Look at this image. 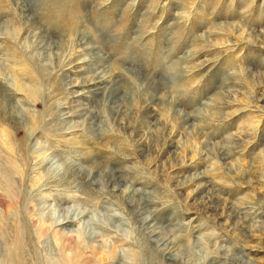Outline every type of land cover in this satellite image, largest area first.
Wrapping results in <instances>:
<instances>
[{
  "label": "rangeland",
  "instance_id": "1",
  "mask_svg": "<svg viewBox=\"0 0 264 264\" xmlns=\"http://www.w3.org/2000/svg\"><path fill=\"white\" fill-rule=\"evenodd\" d=\"M260 98L264 0H0V264H264Z\"/></svg>",
  "mask_w": 264,
  "mask_h": 264
},
{
  "label": "bare ground",
  "instance_id": "2",
  "mask_svg": "<svg viewBox=\"0 0 264 264\" xmlns=\"http://www.w3.org/2000/svg\"><path fill=\"white\" fill-rule=\"evenodd\" d=\"M98 78V77H97ZM100 83V82H99ZM264 98H260V100H263ZM223 100V99H222ZM218 101V100H217ZM221 103V102H220ZM220 105V104H219ZM256 109H257V111H260L259 109H260V107L259 108H257V107H255ZM263 114H264V111L262 112ZM223 157H225V160H227L228 158H229V155L227 154V153H225L224 154V156ZM264 158V157H263ZM262 177H264V174H263V176ZM114 179H115V176H114ZM196 180H198V178H195ZM116 180V179H115ZM110 181H112V182H115L114 180H113V178L112 179H110ZM259 182H263L264 183V180L263 181H259ZM200 187V186H199ZM202 190L204 189V186L202 185ZM125 192V191H124ZM198 192V191H197ZM200 192V191H199ZM201 195V194H200ZM133 196V195H132ZM199 196V195H198ZM207 196V195H206ZM216 197V196H215ZM214 196H212V195H210V196H208V197H206V200L205 201H202L203 203H201L200 205H201V209H202V211L204 212V213H211V215L212 216H214V217H219L220 218V216H222V215H220V213L218 214V212H217V207H216V205L214 204V198H215ZM133 198V197H132ZM130 202V201H129ZM128 202V203H129ZM132 202V201H131ZM264 202V201H263ZM262 201H261V203H263ZM130 205L128 206L129 207V209L131 208L132 210H134L135 211V213L134 214H136V215H138V216H141V215H143V210H142V208L140 207V206H138V205H140L138 202H137V207L136 206H133V204L131 205V203H129ZM249 204V203H248ZM248 204L247 205H245V204H243L242 205V209L243 210H251V208L248 206ZM261 205V204H260ZM263 207H264V203H263ZM262 207V209H261V214L260 215H257L255 218L256 219H259L257 222H259L260 221V223L261 224H263V227H264V208ZM126 208V207H125ZM128 210V209H127ZM130 211V210H129ZM130 214V213H129ZM246 214V213H245ZM249 214V213H248ZM252 214H254V213H252ZM145 215V214H144ZM136 218V217H135ZM137 219V218H136ZM141 219V218H140ZM67 220V219H66ZM143 223H141V225H142V227H145V230L146 229H149V230H146V231H148L149 232V237H150V239L152 240H150L151 241V243H153L154 244V246H155V248L158 250V252L161 254V256L162 257H166V259L165 260H163V262H165V263H167V264H176V263H178V261L180 260V258H182V256L184 255L183 253H185V252H183L182 253V250L181 251H178L179 249H180V244H177V243H175V242H169L168 241V239H167V233H164L165 231L163 230L164 228H155V227H153V226H150L151 225V223H152V218H150L149 216H147V219H143V220H141ZM256 224V223H255ZM258 224V223H257ZM262 226V225H261ZM260 226V227H261ZM252 228V227H251ZM254 228H256V229H259L258 227H254ZM261 229V228H260ZM254 230V229H253ZM255 231V230H254ZM245 235V234H244ZM147 236H148V234H147ZM204 239V238H203ZM208 239V241H210V240H215V238H214V236H211L210 238H207ZM18 241V240H17ZM202 241V240H201ZM198 242V241H197ZM198 244V243H197ZM19 245V244H18ZM153 246V245H152ZM178 247H179V249H178ZM12 248V247H11ZM17 248H19V247H17V246H15V250L17 251ZM154 248V249H155ZM13 250V249H12ZM12 250H10V252H12L13 254H12V260L13 261H16V262H18L19 264H22L21 263V260L20 259H18V257H17V255H18V251H17V254L15 255L14 254V251H12ZM156 250V251H157ZM176 252V253H175ZM187 252V251H186ZM217 252V253H216ZM215 252V254H216V256L215 257H211V258H208V260H205L206 262H205V264H216L217 263V260L218 259H221V261H220V263L221 264H239V262H237L236 260H238V259H236L235 260V257H233V256H231V255H228V254H222V250L220 249V250H218V251H216ZM158 253V254H159ZM189 253V252H188ZM185 255H187V254H185ZM161 256H160V259H162L161 258ZM10 257V256H9ZM232 257V258H231ZM183 260V259H182ZM181 260V261H182ZM180 261V262H181ZM239 261V260H238ZM183 262V261H182ZM164 263V264H165ZM185 263V262H184ZM241 263V262H240ZM203 264V263H202Z\"/></svg>",
  "mask_w": 264,
  "mask_h": 264
}]
</instances>
